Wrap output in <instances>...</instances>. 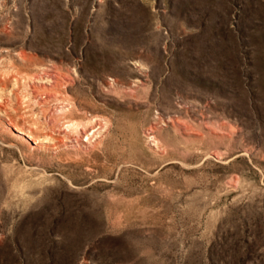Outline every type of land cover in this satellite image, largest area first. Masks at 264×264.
I'll return each instance as SVG.
<instances>
[{"label": "rangeland", "instance_id": "1", "mask_svg": "<svg viewBox=\"0 0 264 264\" xmlns=\"http://www.w3.org/2000/svg\"><path fill=\"white\" fill-rule=\"evenodd\" d=\"M0 264H264V0H0Z\"/></svg>", "mask_w": 264, "mask_h": 264}, {"label": "bare ground", "instance_id": "2", "mask_svg": "<svg viewBox=\"0 0 264 264\" xmlns=\"http://www.w3.org/2000/svg\"><path fill=\"white\" fill-rule=\"evenodd\" d=\"M74 123H75V122H74ZM74 123H73V124H74ZM84 129H85V128H84Z\"/></svg>", "mask_w": 264, "mask_h": 264}]
</instances>
